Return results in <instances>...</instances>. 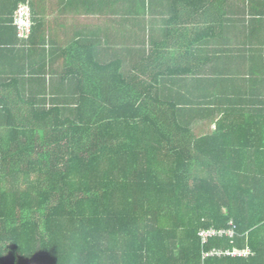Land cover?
<instances>
[{
    "label": "trees",
    "instance_id": "obj_1",
    "mask_svg": "<svg viewBox=\"0 0 264 264\" xmlns=\"http://www.w3.org/2000/svg\"><path fill=\"white\" fill-rule=\"evenodd\" d=\"M164 36L130 68L75 41L57 83L0 81V264H264V66Z\"/></svg>",
    "mask_w": 264,
    "mask_h": 264
},
{
    "label": "crops",
    "instance_id": "obj_2",
    "mask_svg": "<svg viewBox=\"0 0 264 264\" xmlns=\"http://www.w3.org/2000/svg\"><path fill=\"white\" fill-rule=\"evenodd\" d=\"M23 4L29 5L33 21L28 42L19 40L12 26ZM216 22L221 24L211 30L216 36L204 39L202 33ZM166 32L171 41L191 46L194 58L204 63L221 59L216 51L225 50L228 65L244 71L264 66V0H0V81L31 76L57 83L68 59L65 52L75 41H95L100 63L120 60L130 68Z\"/></svg>",
    "mask_w": 264,
    "mask_h": 264
},
{
    "label": "built area",
    "instance_id": "obj_3",
    "mask_svg": "<svg viewBox=\"0 0 264 264\" xmlns=\"http://www.w3.org/2000/svg\"><path fill=\"white\" fill-rule=\"evenodd\" d=\"M14 26L16 28L19 39H28L30 37L32 33V29H33V21H32V14H31L29 5L23 4V5L18 6L14 14ZM225 234L228 236H232L233 232L232 231H222V232L205 231L201 233L204 239L213 237L215 235H225ZM226 254H229V253H226ZM249 254L250 252L248 250H244L241 252L235 251L231 255L248 256ZM211 255H213V253L205 254V257L211 256ZM218 255L220 254L218 253Z\"/></svg>",
    "mask_w": 264,
    "mask_h": 264
},
{
    "label": "rangeland",
    "instance_id": "obj_4",
    "mask_svg": "<svg viewBox=\"0 0 264 264\" xmlns=\"http://www.w3.org/2000/svg\"><path fill=\"white\" fill-rule=\"evenodd\" d=\"M141 37H142V38H144L145 36H141ZM142 38H141V39H142ZM143 40H144V41H145V43H146V40H145V39H143ZM143 40H141V41H140V46H142V45H144V44H145V43H144V44H142V43H141ZM113 41H114V40H113ZM124 41L126 42V39H124V40H121V42H122V43H123ZM115 43H116V42H115ZM124 46H127V45H124ZM124 46L122 47V48H123V50H125ZM129 49H130V48L128 47L126 50H129ZM132 50H136V49H135V48H132ZM132 52H133V51H132ZM127 67H128V66H127Z\"/></svg>",
    "mask_w": 264,
    "mask_h": 264
}]
</instances>
